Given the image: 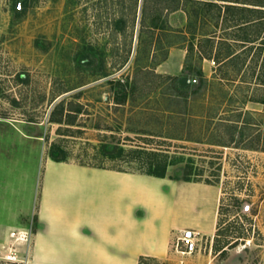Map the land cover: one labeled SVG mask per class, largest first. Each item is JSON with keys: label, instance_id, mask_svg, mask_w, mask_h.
Listing matches in <instances>:
<instances>
[{"label": "rangeland", "instance_id": "obj_1", "mask_svg": "<svg viewBox=\"0 0 264 264\" xmlns=\"http://www.w3.org/2000/svg\"><path fill=\"white\" fill-rule=\"evenodd\" d=\"M143 1L29 0L15 19L12 0H0V217L21 211L31 240L40 164L53 145L64 149L68 163L131 174L139 171L136 161L106 158L101 145L160 152L191 160L196 180L186 183L205 186V196L215 198L214 231H175L167 260L139 264H264V152L243 148L254 124L264 131L258 103L264 86L256 80L264 74V27L245 65L222 73L214 62L184 53V13H164L163 30H152L155 1L146 0L145 10ZM199 27L216 30L217 38L231 33L221 24ZM242 47L234 44L235 53ZM117 82L135 87L122 105L115 104ZM68 114L72 124L50 120ZM245 120L253 125L241 142L230 123ZM182 167H169L168 175L181 178ZM179 203L176 222H191L193 212ZM18 218L17 227L27 222ZM10 239L0 264H30L24 259L29 241ZM11 252L16 260L6 258Z\"/></svg>", "mask_w": 264, "mask_h": 264}, {"label": "crops", "instance_id": "obj_2", "mask_svg": "<svg viewBox=\"0 0 264 264\" xmlns=\"http://www.w3.org/2000/svg\"><path fill=\"white\" fill-rule=\"evenodd\" d=\"M193 54L199 55L196 45ZM200 74L197 76L201 79ZM40 166L39 194L32 211L33 233L25 246L26 258L23 257L30 264L165 261L175 231L194 229L202 235L214 231L211 210L215 198L205 196L209 190L201 184H177L167 179L50 159ZM178 199L184 212H193L191 222H176ZM196 200L206 204L203 210L197 207ZM16 216L27 217L21 211L9 210L0 217H3L0 250H11V233H26L29 229L27 219L23 225L18 222L17 227Z\"/></svg>", "mask_w": 264, "mask_h": 264}, {"label": "trees", "instance_id": "obj_3", "mask_svg": "<svg viewBox=\"0 0 264 264\" xmlns=\"http://www.w3.org/2000/svg\"><path fill=\"white\" fill-rule=\"evenodd\" d=\"M29 0H12L10 4V11L13 14V18L18 19L25 12L28 6ZM155 6H153L154 18L151 22L152 30H163L160 24V17L164 13L182 12L187 19V26L189 32L183 33L189 35L187 52L192 56L194 45H196L199 51V59L212 60L218 67V71L225 73L230 65L244 66L247 57L252 51V48L257 44L259 40V34L264 27V0H214V1H199V0H154ZM169 2L167 6H164V2ZM146 9V0L143 1V10ZM208 20V21H207ZM213 21V22H211ZM208 23L209 26L217 29L222 25L224 30H231L226 37L216 36V30L200 32L198 25L204 26ZM228 36V37H227ZM230 36V38H229ZM217 40V41H216ZM263 42V41H262ZM234 44L243 46L241 54H237L234 51ZM263 44V43H262ZM259 46V45H258ZM260 45L259 47H261ZM261 48L259 51L261 52ZM255 52L256 58L261 53ZM264 56V51H263ZM201 76V74H200ZM203 80L202 78L200 79ZM258 85L264 86V74L256 77ZM183 85L189 84L188 79L181 77ZM132 90H135L134 84L128 87L122 83L117 82L115 90V104L122 105L126 102L127 98L131 94ZM258 103L264 107V98L260 99ZM80 113V108L75 111ZM70 114L65 115V119L62 118H50L52 122L61 124L64 120L67 124H72V120L68 119ZM264 116V115H263ZM262 116V117H263ZM230 123V127L237 130L239 128V137L241 142L249 135L245 133V129L251 124L245 120L238 125ZM249 125V126H248ZM253 124H251L252 126ZM240 126V127H237ZM250 126V128H251ZM257 129L251 132L250 137L247 136L250 141L248 147L243 145V148L250 150H260L264 152V131H260L257 124H254ZM261 124H259V127ZM247 134V135H246ZM100 153L102 156L111 160H133L138 163V170L136 174L145 175L149 177L159 179H173L181 180L183 182H195L193 177V166L190 159H184L183 157L169 158L165 153L160 152H146L129 151L126 152L121 146L114 145L112 147L101 145ZM65 151L60 146H51L48 157L53 162H66ZM183 164L181 178L170 177L168 175V169L171 166ZM119 172L129 173L122 170H116Z\"/></svg>", "mask_w": 264, "mask_h": 264}, {"label": "built area", "instance_id": "obj_4", "mask_svg": "<svg viewBox=\"0 0 264 264\" xmlns=\"http://www.w3.org/2000/svg\"><path fill=\"white\" fill-rule=\"evenodd\" d=\"M11 238L17 240H21L25 243H28L30 235L28 233H12ZM187 237V236H186ZM8 260H16L17 257L14 252L9 253V255L6 257Z\"/></svg>", "mask_w": 264, "mask_h": 264}, {"label": "water", "instance_id": "obj_5", "mask_svg": "<svg viewBox=\"0 0 264 264\" xmlns=\"http://www.w3.org/2000/svg\"><path fill=\"white\" fill-rule=\"evenodd\" d=\"M191 236V233H187V237H190Z\"/></svg>", "mask_w": 264, "mask_h": 264}]
</instances>
